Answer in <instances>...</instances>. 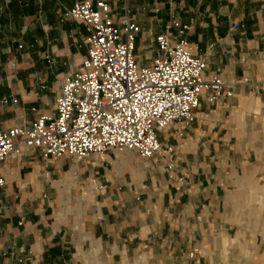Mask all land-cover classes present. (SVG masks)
<instances>
[{"label": "crops", "instance_id": "obj_1", "mask_svg": "<svg viewBox=\"0 0 264 264\" xmlns=\"http://www.w3.org/2000/svg\"><path fill=\"white\" fill-rule=\"evenodd\" d=\"M76 1L0 0V98H10L0 129L55 116L64 79L87 55L85 25L62 10ZM102 1L115 20L139 24V64H151L154 37L176 20L204 78L220 76L233 95L201 96L191 122L157 132L162 151L150 158L108 150L46 163L18 143L0 165V264H250L264 220L230 210L264 191L249 185L264 159V0Z\"/></svg>", "mask_w": 264, "mask_h": 264}, {"label": "built area", "instance_id": "obj_2", "mask_svg": "<svg viewBox=\"0 0 264 264\" xmlns=\"http://www.w3.org/2000/svg\"><path fill=\"white\" fill-rule=\"evenodd\" d=\"M62 10L85 25L87 55L64 79L54 117L40 115L29 124L0 129V165L18 143L39 149L46 163L63 156L82 160L108 150H134L150 158L162 151L157 132L191 122L201 96L213 103L233 95L232 84L220 76L204 78L206 62L190 51L181 38L186 26L176 20L154 37L157 49L151 64L141 65L135 54L140 26L128 14L115 20L102 0L76 1ZM171 27L177 28L176 36ZM8 99L2 97L0 103ZM171 150L165 149L169 169L174 165ZM91 183L97 191L104 188L95 177ZM3 186L0 173V193ZM11 249L7 245L1 254Z\"/></svg>", "mask_w": 264, "mask_h": 264}, {"label": "rangeland", "instance_id": "obj_3", "mask_svg": "<svg viewBox=\"0 0 264 264\" xmlns=\"http://www.w3.org/2000/svg\"><path fill=\"white\" fill-rule=\"evenodd\" d=\"M260 165H262V167L258 169V173L254 181L249 182V185L255 184L257 190L264 189V159L259 162V166ZM241 195L244 207L238 210L231 209L230 211L235 214L237 213L239 219L249 218L253 220H264V191L249 192ZM256 230L259 232V236H261L259 241H257L259 251L250 264H264V224L257 225ZM243 264L248 263L244 260Z\"/></svg>", "mask_w": 264, "mask_h": 264}]
</instances>
